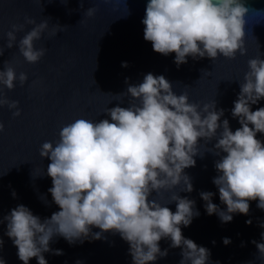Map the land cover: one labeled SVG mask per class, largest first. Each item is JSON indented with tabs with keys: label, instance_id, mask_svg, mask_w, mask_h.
I'll return each instance as SVG.
<instances>
[{
	"label": "clouds",
	"instance_id": "obj_1",
	"mask_svg": "<svg viewBox=\"0 0 264 264\" xmlns=\"http://www.w3.org/2000/svg\"><path fill=\"white\" fill-rule=\"evenodd\" d=\"M62 2L67 4L68 0ZM79 3L83 8L85 0ZM97 11L90 7L84 16L94 17ZM250 11L245 0H147L142 19L144 39L156 53H175L178 68L187 64L189 57L234 60L238 53L247 55ZM25 25L33 27L18 40L17 34L24 32ZM65 28L56 24L49 37ZM48 30V20L37 23L26 16L23 24L11 25L0 56L5 47L15 46L27 63H38L47 48H37L35 42ZM262 56L248 59V70L239 82L240 92L231 109L232 118L240 125L235 131L228 119H221L225 110L217 108L216 100L190 102L187 91L177 94L165 76L152 73L138 84L125 81L126 91L114 95L121 97L120 102L103 112L108 118H78L62 125L55 142L45 141L40 146V157L50 163L46 173L43 168V174L37 175L51 178L48 192L59 211L42 220L20 204L0 219V224L7 221L5 234L17 248L19 260L29 264L36 258L38 264H48L45 253L63 254L50 247L55 237L75 244L112 233L128 243L132 264H155L167 257L168 249L161 250V240H169L170 248L181 249L180 264H208L210 250L182 233V227L190 226L200 215L196 202L180 195L194 190L185 169L196 165V156L211 153L219 157L214 162L217 175L212 182L226 210L212 202L215 193L202 191L209 216L215 214L223 223L231 222L234 214H249L251 201L264 210V141L257 138L264 134V107L252 109L264 100ZM122 66L127 67V62ZM28 79L27 73L17 74L9 61L0 68V108L7 107L13 117L22 114L20 102L9 99L4 90H14L17 82L23 87ZM124 97H130L127 107L120 106ZM4 128L0 122V132ZM212 141L215 143L208 147ZM164 193H171L167 200ZM12 195L16 197L15 191ZM172 203L175 212L167 206ZM259 226L264 228V223ZM93 228L100 231L93 232ZM261 236L264 238V233ZM223 243L228 245L231 240L224 238ZM252 243L264 261V242ZM0 264H5L2 258Z\"/></svg>",
	"mask_w": 264,
	"mask_h": 264
},
{
	"label": "water",
	"instance_id": "obj_2",
	"mask_svg": "<svg viewBox=\"0 0 264 264\" xmlns=\"http://www.w3.org/2000/svg\"><path fill=\"white\" fill-rule=\"evenodd\" d=\"M146 3L147 0H85L81 8L79 0H68L67 4L62 0H0V47L6 45V33L11 25L23 24L26 16L37 23L49 22L48 32L35 42L37 48H47L46 55L38 63H27L15 46L5 47L0 56V68L9 61L17 74L24 72L29 77L23 87L17 82L14 90H4L9 99L20 102L21 116L13 117L7 107L0 108V122L5 125L0 132V219L20 204L42 220L59 211L48 192L52 187L51 178L37 176L43 174V168L46 173L50 163L40 157V146L45 141L55 142L60 127L75 119L108 118L103 112L120 102L121 97L114 95L126 91V80L138 84L147 73L163 75L173 83L177 94L187 91L190 102L216 100L217 108L225 110L221 119H228L233 131L240 127L238 120L232 118L231 109L240 92L239 82H243L248 70V59L264 54V0H245L246 7L251 10L246 25L247 55L238 53L234 60L221 57L214 62L189 57L188 63L179 68L174 63L175 53L163 56L145 41L142 19ZM90 7L98 9L91 18L84 16ZM56 24L67 28L49 37ZM32 27L25 25L24 32L17 34L18 40ZM124 62L127 67L122 66ZM203 71L211 74H203ZM33 81L38 82L33 84ZM129 99L124 97L120 106L127 107ZM259 107H264V100L252 109L255 111ZM257 138L264 141V134H258ZM200 143L203 144V140ZM214 143L212 141L208 147ZM204 150L202 146L201 151ZM218 158L211 153L203 158L196 156V165L185 169L194 190L180 192V195L194 200L200 215L190 226L182 227L183 236L210 250L208 264H264L252 243L253 240L264 242L261 236L264 228L259 226L264 223V210L257 208L256 201L250 202L247 216L234 214L228 223L205 211V201L200 196L202 191L215 193L212 202L226 210L212 182L217 175L214 162ZM170 195L164 193V200ZM42 198H46L47 203ZM167 206L175 212V203ZM248 220L252 221L250 225L246 223ZM6 231L7 221H4L0 224L3 241L0 258L5 264H23ZM92 231L100 230L93 228ZM224 238H229L231 243L225 245ZM169 245V240L160 241L161 250L168 249V255L155 264H180L181 249ZM50 247L62 250L63 254L45 253L48 264H77L78 261L80 264H132L129 245L118 234L104 233L101 239L89 237L75 244L55 237ZM29 264H38L37 259L32 258Z\"/></svg>",
	"mask_w": 264,
	"mask_h": 264
}]
</instances>
